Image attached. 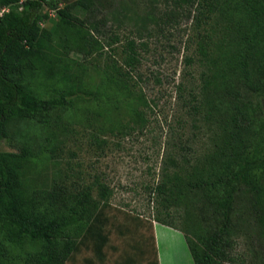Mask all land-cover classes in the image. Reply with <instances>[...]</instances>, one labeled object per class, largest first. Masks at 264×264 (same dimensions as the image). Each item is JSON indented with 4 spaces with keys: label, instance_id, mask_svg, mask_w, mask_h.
Listing matches in <instances>:
<instances>
[{
    "label": "rangeland",
    "instance_id": "1",
    "mask_svg": "<svg viewBox=\"0 0 264 264\" xmlns=\"http://www.w3.org/2000/svg\"><path fill=\"white\" fill-rule=\"evenodd\" d=\"M78 1L59 0L58 6L69 7L80 20L89 18ZM100 1L104 9L97 17L105 21L96 33L98 44L87 53L57 46L55 30L62 16L57 10L42 11L47 19L41 26L53 34L48 42L57 52L46 44L50 70L40 61L38 68L27 69L25 90L42 99L53 98L61 89L74 95L69 100L67 94L65 109L43 118L15 119L0 150H29L20 168L28 186L34 180L65 183L73 193L91 187L95 198L96 182L107 186L112 221L103 264H155L151 225L173 223L193 242L197 235L205 241L219 225L200 193L185 199L154 189L184 178L183 154L189 161L186 177L198 168L208 170L205 155L215 145L217 129L207 122L206 109H194L203 97V78L210 74L199 41L208 35L211 53L231 55L235 47L244 46L238 34L246 29L247 16L243 0H219L210 19L177 0ZM129 41L136 43L135 58L129 57ZM257 64L247 70L256 74ZM242 93L252 101L259 99L249 91ZM135 108L143 120L133 115ZM229 227L228 243L220 247L234 261L215 255L216 264H263L264 248L256 238L247 195L237 199ZM168 240L160 237L162 251L172 252V264H183ZM196 242L203 247L199 238ZM94 258L92 249H82L66 264H91L87 260Z\"/></svg>",
    "mask_w": 264,
    "mask_h": 264
},
{
    "label": "trees",
    "instance_id": "2",
    "mask_svg": "<svg viewBox=\"0 0 264 264\" xmlns=\"http://www.w3.org/2000/svg\"><path fill=\"white\" fill-rule=\"evenodd\" d=\"M58 1L0 0V8L10 7L9 13L0 18V145L15 119L43 118L65 109L70 103L67 94L71 96L69 100L74 95L61 89L53 98L42 99L25 90L27 69L38 68L40 61L50 70L51 57L45 50L46 44L49 51L57 52L48 42L53 34L41 26L47 19L42 11L57 10L62 16L55 30L57 46L87 53L98 44L96 33H100V24L105 21L97 17L98 13L103 14L102 2L78 1L77 5L90 15L80 20L69 12V7L60 9ZM177 1L197 8L209 19L217 12L219 3V0ZM242 6L247 22L246 29L238 34V42L242 40L243 47H235L231 55L223 51L211 53L209 36L199 41V51L203 62L209 65L210 74L203 78V97L194 109H206L207 122L217 129L215 145L205 155L204 167L208 170L195 169L187 180L189 161L183 154L184 178L177 175V183L169 186L166 182L154 189L159 195L185 199L200 193L212 206L219 225L205 241L196 236L203 247L196 242L197 238L193 242L186 230L173 223L158 222L184 233L195 264H216L215 255L234 261L220 244L228 243L229 223L242 194L250 200L256 238L264 248V0H243ZM127 51L129 57L135 58V41H129ZM257 62L256 74H251L247 66ZM244 90L259 99L243 97ZM133 112L143 120L137 108ZM29 155L26 148L20 153L0 150V264H66L75 260L82 249L94 251L95 258L87 260L88 263H105L110 237L107 227L112 221L108 214L111 191L100 182H96L97 198L91 187L73 193L65 183L41 184L34 180L28 186L20 168ZM151 232L152 255L155 264H159L153 225ZM146 257L149 258L148 252Z\"/></svg>",
    "mask_w": 264,
    "mask_h": 264
},
{
    "label": "crops",
    "instance_id": "3",
    "mask_svg": "<svg viewBox=\"0 0 264 264\" xmlns=\"http://www.w3.org/2000/svg\"><path fill=\"white\" fill-rule=\"evenodd\" d=\"M154 235L156 239L159 264H172L171 260H173L174 257L172 252L166 253L162 251L160 237L163 239H169L167 243L170 244V248H175L179 256H181V262L183 264H195L185 235L182 231L160 223H155Z\"/></svg>",
    "mask_w": 264,
    "mask_h": 264
},
{
    "label": "built area",
    "instance_id": "4",
    "mask_svg": "<svg viewBox=\"0 0 264 264\" xmlns=\"http://www.w3.org/2000/svg\"><path fill=\"white\" fill-rule=\"evenodd\" d=\"M10 11V7H3V8H0V18L4 16V14H7L9 13Z\"/></svg>",
    "mask_w": 264,
    "mask_h": 264
}]
</instances>
